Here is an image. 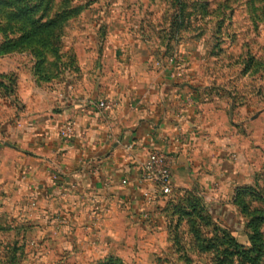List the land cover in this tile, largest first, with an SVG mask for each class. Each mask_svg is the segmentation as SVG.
I'll list each match as a JSON object with an SVG mask.
<instances>
[{
    "label": "rangeland",
    "instance_id": "374dc122",
    "mask_svg": "<svg viewBox=\"0 0 264 264\" xmlns=\"http://www.w3.org/2000/svg\"><path fill=\"white\" fill-rule=\"evenodd\" d=\"M169 67L182 80L181 70H193L189 81L212 103L219 133H230V159L246 158L242 180L229 169V185L213 178L175 188L143 210L121 189L108 201L73 185L37 201L2 178V263L264 264V0H0L6 127L20 76L44 89L119 80L136 91L165 83ZM224 186L233 200L246 190L236 208L210 199Z\"/></svg>",
    "mask_w": 264,
    "mask_h": 264
},
{
    "label": "crops",
    "instance_id": "0c3cea01",
    "mask_svg": "<svg viewBox=\"0 0 264 264\" xmlns=\"http://www.w3.org/2000/svg\"><path fill=\"white\" fill-rule=\"evenodd\" d=\"M161 72L168 77L165 83L157 79L150 88L136 91L119 80L104 89L66 82L44 89L20 76L14 125L0 122V180L11 178L37 201L40 193L63 192L73 185L80 193L90 190L93 197L108 201L121 189V198L132 197L146 210L165 200L142 198L137 168L150 152L161 150L170 159L174 189L207 185L213 178L229 185L234 170L241 171L234 177L240 182L246 158L230 159V133H219L212 103L189 81L193 70H181L187 80L174 67ZM96 100L115 105L105 112L94 105ZM70 124L73 134L66 139L61 130ZM123 178L129 183L123 185ZM222 189L210 199L221 201L224 209L236 208Z\"/></svg>",
    "mask_w": 264,
    "mask_h": 264
},
{
    "label": "built area",
    "instance_id": "2783aa9c",
    "mask_svg": "<svg viewBox=\"0 0 264 264\" xmlns=\"http://www.w3.org/2000/svg\"><path fill=\"white\" fill-rule=\"evenodd\" d=\"M94 105L102 111H110L114 107V103L107 100H96ZM73 125H68L61 130L66 139H70L73 134ZM137 171L140 175L142 186L139 193L145 200H166L174 189V174L172 171L170 159L168 155L161 150H154L149 153L147 158L138 164ZM56 178V176H54ZM128 178H123L121 183L126 185L129 183Z\"/></svg>",
    "mask_w": 264,
    "mask_h": 264
},
{
    "label": "trees",
    "instance_id": "16d2710c",
    "mask_svg": "<svg viewBox=\"0 0 264 264\" xmlns=\"http://www.w3.org/2000/svg\"><path fill=\"white\" fill-rule=\"evenodd\" d=\"M20 2L22 1V0H19ZM243 194H246V190H243V188H241V189H239L238 190V192H237V194H236V197H235V200H234V203L235 204H241V200H240V197L243 195ZM226 231V230H225ZM224 233H226V232H224ZM226 235V234H225ZM229 239H228V241L230 242V244L235 248V249H237L238 248V245L237 244H234V239L233 238H230V237H228ZM0 264H5V263H2L1 262V260H0Z\"/></svg>",
    "mask_w": 264,
    "mask_h": 264
}]
</instances>
